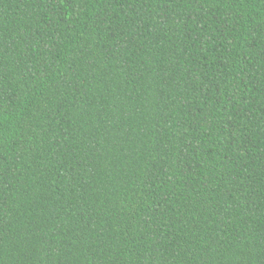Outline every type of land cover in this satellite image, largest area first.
I'll return each mask as SVG.
<instances>
[{"label": "trees", "instance_id": "1", "mask_svg": "<svg viewBox=\"0 0 264 264\" xmlns=\"http://www.w3.org/2000/svg\"><path fill=\"white\" fill-rule=\"evenodd\" d=\"M0 264H264V0H0Z\"/></svg>", "mask_w": 264, "mask_h": 264}]
</instances>
